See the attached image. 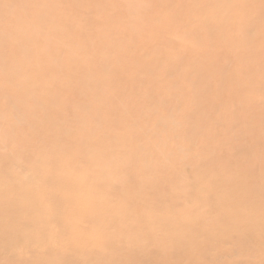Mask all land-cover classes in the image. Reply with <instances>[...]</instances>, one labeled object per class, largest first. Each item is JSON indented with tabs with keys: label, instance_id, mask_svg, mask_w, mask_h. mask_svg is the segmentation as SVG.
I'll list each match as a JSON object with an SVG mask.
<instances>
[{
	"label": "rangeland",
	"instance_id": "374dc122",
	"mask_svg": "<svg viewBox=\"0 0 264 264\" xmlns=\"http://www.w3.org/2000/svg\"><path fill=\"white\" fill-rule=\"evenodd\" d=\"M223 1L0 0V264H264V135L242 122L264 132V33L233 61L264 0H234L229 25ZM213 23L222 36L206 43ZM199 67L215 106L195 110L213 116L193 143L171 124L160 135L192 113ZM234 170L254 184L217 204L203 179Z\"/></svg>",
	"mask_w": 264,
	"mask_h": 264
},
{
	"label": "bare ground",
	"instance_id": "6f19581e",
	"mask_svg": "<svg viewBox=\"0 0 264 264\" xmlns=\"http://www.w3.org/2000/svg\"><path fill=\"white\" fill-rule=\"evenodd\" d=\"M233 1L234 0H224L221 3V5L218 6L217 15H218V18H219L218 21L220 24L229 25L232 23V20L236 17V13L232 12L231 8H230L231 3ZM198 7H199L197 9L198 18H200L202 22H204V21L206 22V20H207L206 17L204 16V14H201V12L203 11L202 7H200V6H198ZM208 24H209V22H208ZM217 26H215V23H213V24H211V27H209L210 32L207 35L206 43L210 41L211 44H214L216 42V39L221 38L222 35L220 33L219 27H222V26H219V27H217ZM263 33H264V27L258 28L255 36L244 37L240 42H238L236 45V50H235V59L233 61H236L237 64L238 63L240 64V62L242 64L246 63L245 62L246 58H247L246 55H250L249 56V59H250L252 53L257 50L256 49L257 44H259V39ZM242 51H245L247 54L240 55V53ZM243 57H244V60H242ZM252 72L255 74L254 79L259 80V77H258V75L260 73L259 68H252ZM228 73L229 72H223L222 75H225L224 80L225 79H232V77L229 76ZM206 75H208L207 71L205 69H203L202 67H199L197 70V75H194V81H193V84H195V81L197 79V85H196L197 89L192 90L186 94H183V95H185V97L190 102L193 103V107H191L193 109V111H192V113L188 114L187 119H186V123L183 121V119L181 121H179V119H177L173 116H169L167 119H165V121L159 122L158 127H155V129L160 133V135L163 132H165V137L170 135L168 129L166 131V127H167V125L171 124V126H173V127L172 128L169 127V128L172 131H174L176 133V135L182 137V139H184L185 142H191V143L194 142V140L196 139V135H197V124L200 123V124L204 125V121L208 120L209 118H211L213 116V113L209 110H206L204 113L197 112L195 110V108H196L195 106H197L200 103L205 104L206 102H207V106L210 109H213L215 106V104L213 103L215 101V99H212L205 92V90L207 89V84L210 83L209 77H207ZM259 76L261 77L262 75H259ZM123 77L133 79L130 75H123ZM142 77H144V75H142ZM146 77L144 79H147ZM247 77H248V75H247ZM159 78H160L162 84L166 85V82L168 80H171V75H160V76L155 77V80H157ZM133 81H134V79H133ZM226 84L227 83L222 84V85H218V88L221 89L220 92L223 91V93H224L226 91V89L223 88ZM263 96H264V93H263ZM171 97H174V95L170 94L169 98L164 99L165 102H167V104L172 102ZM179 122H180V124H179ZM242 122L244 124L245 133H248L250 136L257 139V142H259L260 141L259 139H261L263 137L264 132H262L256 128H253V123L249 122L248 120H245ZM186 125H187V129L185 128ZM203 132H204V126H203ZM184 153L187 154L188 151H184ZM69 156H71V154L68 152H65L62 157H64V159H66ZM81 160L89 161V158L87 157L86 153H82ZM56 166H58V165H56ZM59 169L62 170L65 174L70 173V171L63 164H61V166H59ZM218 172H213V174L216 173V176H214V177L211 176V181H210V179H206V178L203 179V181L208 182L207 187H209V189L211 187V189H212L211 190V192H212L211 198L213 200H215V202L217 204H220V205L223 203L225 205L228 204V202L226 201V198L224 196V193L229 194L228 198H233L232 202H234V203L237 202L236 197H238L240 194H242V192H241L242 191V189H241L242 183L251 184V185L254 184V181L250 177L245 178L243 180L237 179L238 177H236V175H235L236 170L230 171L229 173L227 171L225 173H223L225 175L227 174V177H223L222 176L223 174L221 175L220 172H219L220 175L217 174ZM262 172L264 173V170ZM195 180L197 182L198 179L195 178ZM198 183H199V181H198ZM210 183L213 185H216V186H210ZM72 186L77 187L78 189L81 188V186L79 184L72 185ZM237 186L239 187V189H237ZM243 193H244V191H243ZM7 195L10 196L9 193H7ZM240 207H241V205H239V208ZM3 229L9 233L7 236H10V239H9L10 244L14 245V246L19 245V244H23V242L25 240V238H24L25 235L28 236L27 233H25L24 231H21L18 227L13 226V225L6 224V225H4ZM225 230H229L228 227L225 228ZM234 230L239 231L240 229L236 227ZM35 232L38 236V235L42 234L43 231H42V229H36ZM4 236H5V234H3V237ZM0 241H1V239H0ZM4 251H5V249L2 248V246L0 245V259H3V252Z\"/></svg>",
	"mask_w": 264,
	"mask_h": 264
}]
</instances>
